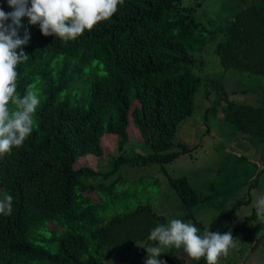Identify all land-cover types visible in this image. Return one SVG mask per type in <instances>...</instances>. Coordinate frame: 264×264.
Returning a JSON list of instances; mask_svg holds the SVG:
<instances>
[{
  "label": "trees",
  "instance_id": "16d2710c",
  "mask_svg": "<svg viewBox=\"0 0 264 264\" xmlns=\"http://www.w3.org/2000/svg\"><path fill=\"white\" fill-rule=\"evenodd\" d=\"M199 3L124 0L110 19L67 43L22 18L18 34L23 38L27 30L30 39L22 46L28 58L17 65V94L30 89L41 103L31 135L0 159V200L14 198L12 214H0V264H107L133 248L145 251L142 243L165 217L151 203L117 207L129 196L118 189L122 174L109 184L90 181L111 176L132 158H116L107 172L86 161L105 156L114 141L123 149L132 133L151 146L144 164L191 152L196 147L176 148L173 139L194 113L202 86L208 99L214 92L224 96L225 118L241 133L264 141V106L229 100L221 78L196 72L193 55L216 42L227 70L264 75V0L248 2L228 25L213 28L198 18ZM0 8L13 10L7 0ZM168 177L187 207L201 201L186 176ZM92 190L101 201L85 194ZM254 221L255 209L231 231L234 242Z\"/></svg>",
  "mask_w": 264,
  "mask_h": 264
},
{
  "label": "rangeland",
  "instance_id": "374dc122",
  "mask_svg": "<svg viewBox=\"0 0 264 264\" xmlns=\"http://www.w3.org/2000/svg\"><path fill=\"white\" fill-rule=\"evenodd\" d=\"M251 1L179 0L182 5L200 2L196 8L197 16L210 28L228 25L235 12ZM215 44L211 42L203 49L193 51L197 60L196 72L206 77L221 78L229 100L264 106V75L227 70L214 51ZM196 96L194 113L183 120L173 139L176 148H179L178 144L185 143L195 149L170 163L144 164L143 157L151 153V146L132 133L123 149L114 141L107 144L105 156L96 160L90 158L86 163L107 172L120 156L132 158V161L124 163L111 176L93 177L90 181L109 184L122 174L118 189L128 190L129 196L116 201L120 209L151 203L165 217V224L171 219H180L195 225L198 234L203 236L206 231L222 233L232 222L231 232L246 215L252 214L257 196L264 194V141L241 133L225 118L227 101L224 96L214 92L208 99L203 86ZM206 110H209L208 117ZM166 172L173 178L186 176L198 191L201 201L187 207ZM85 194L94 201H101L96 190ZM111 208H115V204ZM250 230L235 241L236 246L229 250L227 257H220L218 264H264V223L254 221ZM153 243L148 239L142 244L149 246ZM162 251L165 253H161L158 259L166 264L198 262L189 260L183 249L163 248ZM146 258V251L138 253L133 248L121 258L107 261V264H145Z\"/></svg>",
  "mask_w": 264,
  "mask_h": 264
},
{
  "label": "clouds",
  "instance_id": "9594fccd",
  "mask_svg": "<svg viewBox=\"0 0 264 264\" xmlns=\"http://www.w3.org/2000/svg\"><path fill=\"white\" fill-rule=\"evenodd\" d=\"M7 2L13 9L11 12L0 8V159L10 154L14 147H21L31 135L33 117L41 103L38 94L30 89L22 97L17 94V65L28 58L22 46L30 39L27 30L23 38L18 34L22 18L27 16L31 25H39L42 35L59 37L67 43L83 35L85 30H93L99 22L110 19L117 12L118 5L124 4V0ZM13 199V196L6 195L0 200V214H12ZM254 208L257 219L264 223V194L257 196ZM149 240L154 243L143 247L147 253L145 264H166L158 259L161 253H165L163 248L183 249L191 261L204 258L207 264H218L220 257H227L229 250L236 246L231 232L206 231L201 236L195 225L180 219L157 225L150 231Z\"/></svg>",
  "mask_w": 264,
  "mask_h": 264
}]
</instances>
